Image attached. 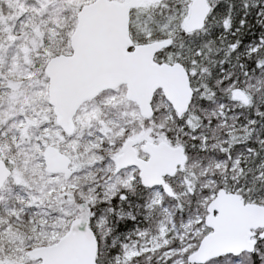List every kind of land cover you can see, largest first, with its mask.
<instances>
[{
    "label": "snow or ice",
    "instance_id": "obj_1",
    "mask_svg": "<svg viewBox=\"0 0 264 264\" xmlns=\"http://www.w3.org/2000/svg\"><path fill=\"white\" fill-rule=\"evenodd\" d=\"M97 8L127 9L124 51L182 101L65 105ZM0 264H264V0H0Z\"/></svg>",
    "mask_w": 264,
    "mask_h": 264
},
{
    "label": "water",
    "instance_id": "obj_2",
    "mask_svg": "<svg viewBox=\"0 0 264 264\" xmlns=\"http://www.w3.org/2000/svg\"><path fill=\"white\" fill-rule=\"evenodd\" d=\"M128 2L135 3L136 0ZM86 12L89 28L81 35L80 40L88 50L87 58L80 63H73L65 58L57 64L58 74L62 78L58 94L71 111L74 112L79 103L91 94L109 87L130 86L131 98L142 102L145 107L157 88H163L174 101L184 99L183 89L179 86L175 73L148 71L142 56L124 51L126 43L131 42L128 39L126 8L122 14L110 8L86 9ZM159 156L162 162L169 158V154L163 151ZM124 158L125 162L129 161L127 154ZM49 166L55 171L63 167V161L56 156H50ZM223 208L228 213L225 227L230 230L242 217L231 200H225ZM249 219L254 220L255 216L250 215Z\"/></svg>",
    "mask_w": 264,
    "mask_h": 264
},
{
    "label": "rangeland",
    "instance_id": "obj_3",
    "mask_svg": "<svg viewBox=\"0 0 264 264\" xmlns=\"http://www.w3.org/2000/svg\"><path fill=\"white\" fill-rule=\"evenodd\" d=\"M125 87V86H124Z\"/></svg>",
    "mask_w": 264,
    "mask_h": 264
}]
</instances>
